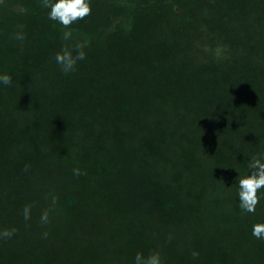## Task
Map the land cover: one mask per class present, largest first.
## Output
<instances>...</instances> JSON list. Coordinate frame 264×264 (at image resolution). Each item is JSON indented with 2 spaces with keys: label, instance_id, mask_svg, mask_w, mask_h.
<instances>
[{
  "label": "trees",
  "instance_id": "trees-1",
  "mask_svg": "<svg viewBox=\"0 0 264 264\" xmlns=\"http://www.w3.org/2000/svg\"><path fill=\"white\" fill-rule=\"evenodd\" d=\"M90 7L64 28L0 0V264H264V195L237 198L264 153V0Z\"/></svg>",
  "mask_w": 264,
  "mask_h": 264
},
{
  "label": "clouds",
  "instance_id": "clouds-1",
  "mask_svg": "<svg viewBox=\"0 0 264 264\" xmlns=\"http://www.w3.org/2000/svg\"><path fill=\"white\" fill-rule=\"evenodd\" d=\"M42 5L48 10V19L58 22L64 28H68L77 20H82L90 15L91 7L90 0H41ZM72 37L71 31L63 32V39L69 40ZM16 39L23 40V34L17 33ZM86 44H77L75 47V55L73 49L63 48L55 55V61L60 65L61 70L65 73L72 71L78 61L85 59L83 51ZM12 82L11 76L7 73H0V85H10ZM76 175H79V170H74ZM264 189V153H259L252 157L248 171L241 174L237 180V198L239 207L244 213L255 214L257 205L260 203V190ZM260 193V194H258ZM25 220L30 217V207L25 206L23 210ZM41 222H48L47 212L41 216ZM15 234V229L4 230L0 232V238L10 239ZM251 234L257 239H264V220L252 223ZM198 255L193 253V256ZM135 264H162L159 253L151 254L147 259L141 253L135 256Z\"/></svg>",
  "mask_w": 264,
  "mask_h": 264
}]
</instances>
